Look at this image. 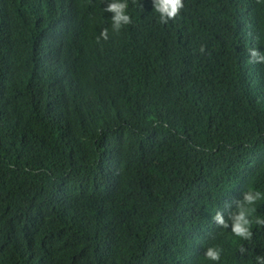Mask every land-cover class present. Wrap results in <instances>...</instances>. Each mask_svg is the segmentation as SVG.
Here are the masks:
<instances>
[{
	"label": "trees",
	"instance_id": "16d2710c",
	"mask_svg": "<svg viewBox=\"0 0 264 264\" xmlns=\"http://www.w3.org/2000/svg\"><path fill=\"white\" fill-rule=\"evenodd\" d=\"M107 2L0 0V264H256L264 198L213 217L264 193V0Z\"/></svg>",
	"mask_w": 264,
	"mask_h": 264
},
{
	"label": "clouds",
	"instance_id": "9594fccd",
	"mask_svg": "<svg viewBox=\"0 0 264 264\" xmlns=\"http://www.w3.org/2000/svg\"><path fill=\"white\" fill-rule=\"evenodd\" d=\"M152 4L154 12L159 15L161 22H167L175 17L179 9L183 6L182 0H152ZM126 7V0H108L105 4L103 10L112 13L110 20L114 29H118L122 25H126L130 22V17L125 11ZM100 37L107 38L105 30H101ZM201 51H203V48H201ZM247 51L250 53V62L264 63V51H258L256 48H249ZM261 198H264V193L249 186L247 190L242 193L241 198L236 201L235 208L230 214L228 221L224 219L220 212H216L213 218L222 228H228L230 221V232L234 237L247 240L251 236L250 229L252 221L249 219L252 210L251 206ZM256 222L261 223L264 221L257 218ZM240 251L243 252L244 249L241 248ZM203 255L209 261L216 262L220 260L221 249L217 246H209L205 248ZM255 259L256 264H264V256L257 255Z\"/></svg>",
	"mask_w": 264,
	"mask_h": 264
}]
</instances>
